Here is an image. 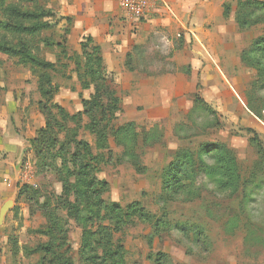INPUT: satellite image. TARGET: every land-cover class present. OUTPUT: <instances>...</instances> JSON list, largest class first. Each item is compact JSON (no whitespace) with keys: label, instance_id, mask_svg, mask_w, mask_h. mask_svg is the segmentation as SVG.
Masks as SVG:
<instances>
[{"label":"rangeland","instance_id":"374dc122","mask_svg":"<svg viewBox=\"0 0 264 264\" xmlns=\"http://www.w3.org/2000/svg\"><path fill=\"white\" fill-rule=\"evenodd\" d=\"M39 5L54 10L47 8L48 0H41ZM223 6L234 10L244 43H249L240 54L245 66L244 72H239L245 108L239 105L232 112L212 116L200 107L176 125L165 122L157 127L158 122L155 125L138 122L133 125L132 134L139 141L133 145L125 136L112 140L118 138L114 135L115 128L128 123L130 114L118 110L115 114L111 110L105 114L91 108V116L82 115L74 126L70 117L60 122L69 133L66 138L61 132L59 140H71V144L62 153L64 159L53 158L59 146L47 150L48 159L43 158V167L37 149L28 142L36 138L40 123L37 115L43 116L35 104V99L40 100L36 75H30L28 67L0 53V103L6 94H30L35 112L29 122L26 112L19 113L23 123L31 126L14 131L16 139L24 141L21 155L13 160L2 159L0 155V212L10 203L0 219V264H56L44 257V249L41 250L50 242L54 248L60 245L62 253L66 247L70 249L73 264H80L78 252L82 245L93 246L91 258L97 264H156L158 254L164 257L159 259L164 264H264V56L256 47L258 40L264 39V0H230ZM19 8L30 10L32 7L23 4ZM48 22L51 28L24 40L40 59L56 58L57 69L49 72L53 86H57L54 98L69 115L81 113L80 100L86 98L82 89V66H76L81 57L66 48L59 20ZM42 40L60 42L65 46V55L55 46L44 47ZM106 88H111L109 82ZM111 100L106 91L101 96L102 107ZM51 113L57 115L55 110ZM104 116H113V120L103 122L107 120ZM73 131L76 136L71 137ZM99 131L104 132L110 143L108 151L101 153L94 148L95 134ZM143 138L150 143L145 144ZM74 141L86 142L94 155L102 156L96 178L106 182L107 187L100 197L103 203L100 202L117 205L120 215L110 217L102 212L95 219L96 207L85 204L89 194L83 186L76 198L78 178L68 175L64 168L66 164L68 172L73 170L70 158L77 151ZM216 143L227 147L235 159L228 178L218 176L217 158L213 153L201 156V146ZM130 144L138 158L133 153L135 158L125 156ZM180 149L193 155L194 163L182 181L183 190L170 196L164 191L162 171ZM133 160H137V165ZM88 162L95 167L88 159L84 163ZM227 179L228 186L222 187ZM90 196L94 198V194ZM134 203L141 209L124 218L130 211L129 205ZM76 204L81 210L80 220H84L80 224L71 214ZM54 221L63 236L54 232L50 239L46 233ZM100 236H106L104 243L108 247L105 249L98 247ZM104 250L113 254L106 262Z\"/></svg>","mask_w":264,"mask_h":264},{"label":"crops","instance_id":"0c3cea01","mask_svg":"<svg viewBox=\"0 0 264 264\" xmlns=\"http://www.w3.org/2000/svg\"><path fill=\"white\" fill-rule=\"evenodd\" d=\"M229 1L154 0L141 22H132L120 10L118 0H48L47 8H54V19L59 20L63 34L68 30L64 38L68 51L81 57V44L87 39L99 49L105 75L119 99L118 112L130 114L126 124L158 122L159 127L165 122L179 124L200 107L206 106L218 115L232 112L239 105L245 108L239 73L245 66L240 54L249 43H244L234 10L224 13L223 5ZM45 61L55 64L57 60ZM83 93L86 98L82 100H89L93 87L83 89ZM196 96L204 105L196 103ZM53 99V104L67 112ZM41 100V96L35 99V104ZM20 112H26L27 122L35 114L30 94L2 97V159L13 160L25 149L24 141L16 139L14 131L31 126L23 123ZM37 117L40 129L45 120L40 113ZM13 134L15 138H11ZM142 140L150 143L149 139Z\"/></svg>","mask_w":264,"mask_h":264},{"label":"trees","instance_id":"16d2710c","mask_svg":"<svg viewBox=\"0 0 264 264\" xmlns=\"http://www.w3.org/2000/svg\"><path fill=\"white\" fill-rule=\"evenodd\" d=\"M41 0H0V13L4 17V20L0 22V53L7 56L8 58L15 59L16 63L18 65H21L23 67H28L34 75H37L38 78V92L42 98L41 101L38 102V108L40 112L44 116V126L37 130L36 138L28 140L29 144L33 147H35L37 150V154L42 160L41 166L43 167L45 158L48 159V151L51 150V148L57 149L59 146V152L53 157L54 159L56 157H61L64 159V155L62 153L66 152L67 145H70L71 140H64V142L60 141V133L63 132L64 136L67 138L68 130H65L62 124L60 122H66L68 120V117H70V122H72L73 126L74 123L77 121L78 118H80L82 115L91 116L93 113L91 108L93 109H99L103 113H108L110 110L112 111V114L119 111V99L116 97L115 92L112 90V88H106V84L110 81L106 77L104 72V67L102 63V58L100 56V51L97 47L91 46V42L89 39L86 40V42L81 44V62L78 61L76 63L77 67L82 66V77L79 76L80 81L82 80V89L86 90L90 86L93 87V94L90 96L89 100H81L82 105V111L81 113L69 115L63 108L55 105L52 103V100L57 92V86H53L54 84L52 77L50 76L49 72H53L57 69L56 63L52 64L44 59H40L33 51V47L29 45L28 42H26L24 39L26 37H34L39 34H41L43 31L51 28V24L48 22L50 19H54L55 15L53 12L49 9H45L39 5ZM30 5L32 8L30 10H25L22 8H19L20 5ZM229 9L224 8V13L227 14ZM239 26V25H238ZM242 28V27H241ZM67 29L64 30V37L67 34ZM25 37V38H24ZM9 39V40H8ZM63 41V40H62ZM65 43V39H64ZM42 44L44 47H57L60 50V53H64L65 55V46L59 43H54L50 40H42ZM257 51L259 54L264 56V39H259L256 43ZM90 51V52H88ZM111 86V84H110ZM54 89V91H52ZM108 92V95L112 98L110 102L107 101L106 105L104 107L103 103L100 101L101 96L104 95L105 92ZM196 103H200L204 105V102L200 100L196 96ZM205 109L207 112H209L212 116H215L216 113L211 111L209 108L205 106ZM52 110H55L57 115H53L51 112ZM108 111V112H107ZM92 112V113H91ZM58 116V117H57ZM103 119H107L103 122L110 123L113 120V116H110L109 118H106L104 116ZM115 120V119H114ZM69 122V121H68ZM79 127V125H76ZM84 128V127H83ZM87 126H85V129ZM91 129L94 128V126L90 127ZM84 129V130H85ZM133 125L126 124L123 126H120L118 128H115L114 135L115 137H118L117 139L114 138V140H120V138L126 137L125 140L134 144L136 142L135 136L132 134L133 131ZM54 130L56 133L54 134ZM94 133V132H93ZM76 136L75 131L71 133V137ZM134 136V137H133ZM132 137V138H130ZM64 138V137H63ZM65 139V138H64ZM73 141V140H72ZM74 143L77 146L76 153L72 154L70 158V162L72 164L73 170L72 172H68L66 169V164L64 166L65 171L68 173V175H74L78 178L75 186H76V198H78L79 193L83 190L80 189L81 186H83V189L85 192H87L89 195L85 198V204L95 206L96 216L94 215L95 219L99 218L100 213L103 212L104 214H107L108 216L112 217L113 214L120 213V209L117 205L111 204L106 205L101 204L102 200H100L101 194L104 191V189L107 187L106 182H103V180H98L96 178V175L99 173V167L102 163V156L99 154H93V152L90 150L88 144L86 142L79 141ZM80 147H82V152H80ZM133 146L128 147V150L125 152V156L130 158H135L136 156L134 154V147ZM94 148L96 151H99V153L103 151H108L109 145L108 140L104 132L99 131L95 134V141H94ZM133 150V152H132ZM201 156L211 155L213 153L217 158L218 163V176L220 178H228V173L231 172V170L235 167V159L233 158L232 152L225 146H219V144H207L203 145L200 148ZM132 153L134 156H132ZM137 157V156H136ZM44 158V159H43ZM138 158V157H137ZM88 159L91 161V163H95V167H93L90 162L84 163L85 160ZM193 155L186 151H182V149L178 150L173 157L172 161H170L166 168L162 171V182L164 185V191L167 194H170V196L177 195L179 192H181L184 188L183 186V180L188 177L189 168L192 167L194 163ZM66 161V160H64ZM135 162V165H137V160H133ZM66 163V162H64ZM68 167V166H67ZM97 167V168H96ZM221 182V181H220ZM222 187L228 186V179L225 180L222 184ZM94 194V198L90 195ZM91 200V201H90ZM76 201V199H75ZM97 203V204H93ZM101 201V202H100ZM103 203V202H102ZM77 204L73 208L74 213H71L75 221H79L81 219V210ZM137 209H141L139 204L134 203L129 205L128 214L124 215V218H129L130 214L135 215L137 214ZM98 214V215H97ZM140 214V213H139ZM118 216V215H117ZM139 216V215H138ZM84 220H80L78 223L83 222ZM82 224V223H81ZM54 226V228H52ZM181 229H184L183 226ZM51 230V231H50ZM50 230L46 233L47 236L50 237L53 235L54 232H57L58 235L63 236L60 234L61 228L58 227V224L54 221V224H51ZM183 231V230H182ZM181 231V232H182ZM104 233H108L107 230H104ZM103 233H100L101 235ZM59 236V238L61 237ZM106 236H100L99 241L97 242L98 247L106 248L108 247L107 243H104V239ZM199 242V241H198ZM44 249V251H43ZM92 249L93 246H86L82 245L81 250H79V262L80 264H97V262L93 261L92 255ZM44 253V257H49L54 260L56 264H73V258L70 256V249L69 251L66 250L64 253H62V248L60 245H58L56 248L53 247V244L50 242L47 245H45L44 248L41 249ZM60 252H58V251ZM106 251L104 254H107V256L104 257L103 261L106 262L107 258H110L113 254L109 250ZM95 255V254H94ZM161 258H160V256ZM103 257V256H101ZM164 257L161 254L157 255L156 258V264H164L163 262L159 261V259H163Z\"/></svg>","mask_w":264,"mask_h":264},{"label":"built area","instance_id":"2783aa9c","mask_svg":"<svg viewBox=\"0 0 264 264\" xmlns=\"http://www.w3.org/2000/svg\"><path fill=\"white\" fill-rule=\"evenodd\" d=\"M154 0H118L120 10L132 22H141L146 19Z\"/></svg>","mask_w":264,"mask_h":264},{"label":"water","instance_id":"95a60500","mask_svg":"<svg viewBox=\"0 0 264 264\" xmlns=\"http://www.w3.org/2000/svg\"><path fill=\"white\" fill-rule=\"evenodd\" d=\"M9 206H10V203L9 202L4 205V207L2 208V210L0 212V219H2L4 213L7 211V209L9 208Z\"/></svg>","mask_w":264,"mask_h":264}]
</instances>
